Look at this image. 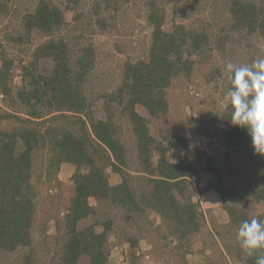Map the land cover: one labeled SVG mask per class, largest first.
I'll list each match as a JSON object with an SVG mask.
<instances>
[{
    "label": "trees",
    "instance_id": "obj_1",
    "mask_svg": "<svg viewBox=\"0 0 264 264\" xmlns=\"http://www.w3.org/2000/svg\"><path fill=\"white\" fill-rule=\"evenodd\" d=\"M121 1L125 0H94L89 8H84L79 7L81 0H69L62 8L51 0H38L34 9L23 16L25 35L9 37L17 43H22L23 36L32 32H41L49 38L37 45L31 66L23 67V80L27 77L29 80L18 88L16 95L12 94L9 84L12 61L1 56L0 95L8 98L7 102L15 110L0 113V260L6 252L28 248L30 252L22 264H41L33 237L37 206L34 161L39 153L48 156L49 166L56 171L64 163L75 166L74 195L64 217L56 220L57 242L61 235L63 243L60 249L50 251L51 255L47 253V264H79L86 259L90 264L108 263L106 245L113 221L101 220L99 208L91 199L100 205L126 210V221L134 218L130 212L144 215L147 209L152 210L162 217L168 231L181 244L189 243L191 236L200 231L202 219L191 200L188 184L191 185L190 178L201 170L212 175L210 184L218 193L231 224L235 225L236 233L244 220L250 221L254 216L264 218V156L254 153L246 132L227 120L230 110L223 111L220 118L226 126L221 131L205 130L204 136L212 141L219 137V142L228 149L251 148L254 155L248 159L251 169H245L244 176H237L233 182L227 181L226 172L205 150L191 147L182 136H167L166 141L170 147L181 148L187 156L179 161L169 160L164 144L150 133L147 117L137 110L140 105L152 117L166 113V93L173 78L191 79L196 64L193 56L204 58L214 47L206 24L194 27L173 20L172 30L165 27L167 5H172L177 15L179 6L200 7V0H144L147 24L152 28L146 55L135 61L130 58L124 61L121 80L115 89L96 93V97L87 94L91 72L98 65L97 51L92 44H84L78 47L81 53L72 63L71 48L73 44L78 46L83 36L70 34L73 28L65 20L64 9H75L73 20L77 26L74 27L96 24L106 29L111 24L105 19L103 5L121 10L120 4L125 3ZM229 13L231 25L217 34L216 42L223 40L224 43L230 35L243 29L249 36L254 32L264 36V0L259 6L249 0H230ZM63 29L67 31L64 36L59 33ZM42 60L52 61L53 70L48 75L36 73L37 64ZM220 75L221 70H214L209 81ZM230 83L231 80L226 92ZM99 99H103L101 108H97ZM100 111L103 116H97ZM121 120L129 125L128 133L134 139L138 166L131 170H136V174L128 170L131 150L124 140ZM5 121L11 124L4 127ZM155 154L158 157L154 163ZM189 154H195L202 162L201 169ZM110 171L116 172L121 180L112 184ZM138 180L142 184L136 189ZM247 198L260 202L263 209L252 215L249 209L239 207L238 203ZM89 219V225L80 227V223ZM99 225L102 231L96 230ZM40 232L46 239L45 229ZM127 239L131 247L138 243L136 236ZM43 247L47 245L42 243ZM238 256V261L254 264L255 257H248L240 247Z\"/></svg>",
    "mask_w": 264,
    "mask_h": 264
},
{
    "label": "rangeland",
    "instance_id": "obj_2",
    "mask_svg": "<svg viewBox=\"0 0 264 264\" xmlns=\"http://www.w3.org/2000/svg\"><path fill=\"white\" fill-rule=\"evenodd\" d=\"M37 1L0 0V64L1 56L12 61V76L9 84L13 95H16L18 88L29 80V77L23 80V67L31 66V61L35 59L37 45L49 38L41 32H32L29 36H23L22 43L9 40L10 36L25 35L23 16L34 9ZM93 1L81 0L79 7L89 8ZM249 1L255 2L258 6L261 3V0ZM51 2L65 8L69 0H51ZM121 2L119 3L121 10L103 5L106 8L103 13L106 16L105 19L109 25L111 24L106 29H101L96 24L89 25L87 28L74 27L77 26L73 20L75 9H64L65 20L71 24L70 28H73L70 34L83 36L79 38L78 46L75 44L72 48L70 46L74 51L71 58L72 63L81 53L78 47L84 44H92L97 51L98 65L91 72V81L87 89L90 97H96V93L101 94L115 89L121 80L124 61L129 58L135 61L145 56L151 42L152 28L147 24L144 0ZM3 3L4 7H1ZM199 3L200 7L195 4L190 7L179 6L177 15L174 14L172 5H167L168 15L165 27L172 30L173 20L194 27L206 24L214 47L209 49L204 58L198 55L193 56L196 64L191 79L183 76L173 78L171 85L167 88L168 110L166 113L159 117H152L140 105L137 106V110L147 117L150 133L164 144L169 160L179 161L187 156L181 148L170 147L166 141L167 136L172 138L182 136L191 147L205 150L223 172H226L227 181L233 182L237 180V176L240 178L244 176L245 169H251L248 165L249 157L254 156L251 148L228 149L221 141L219 142V137L212 141L210 137L204 136V131H221L223 126H226L220 119L224 111L220 105L229 103L225 99L226 86L230 80L227 65H251L253 61L263 58L264 36L259 32H254L249 36L247 30L243 29L230 35L224 43L223 40L216 42L217 34L231 25L230 0H200ZM59 33L64 36L67 31L63 29ZM51 63L50 60L38 62L36 73L50 74L53 70ZM217 69L221 70V75L209 81V76ZM99 100L97 108L102 106L103 99ZM7 101H9L8 98L1 94L0 113L15 110L14 106ZM101 114L102 111L97 116H103ZM119 122L125 132L124 140L131 150V167L128 170L132 171L131 169L138 166L137 152L133 149L134 139L131 133H128L129 125L124 120ZM10 124L9 121H5L4 127ZM157 157L158 154L153 156L154 163ZM189 157L198 169L202 168V162L195 154H189ZM34 168H36V175L33 177V182L37 191L34 248L38 249L41 264H47L50 251L60 249L63 243L61 235L60 242H57L56 220L64 217L70 199L74 195L72 175L75 166L64 163L56 171L55 168L49 166L48 156L45 153H39L35 155ZM134 171L136 170L132 172L136 174L137 172ZM146 175L144 173V176ZM109 178L112 184L121 180L119 175L113 171H110ZM212 179V175L204 170L190 178L191 185L188 184V190L199 217L202 219V226L200 231L194 233L188 240L189 243L186 244H181L177 236L168 231L162 217L152 210L147 209L144 215L130 212L134 218L126 221V210L106 204L100 205L97 200L91 199L92 204H96L99 208L98 217L104 221H113L106 245L109 251L107 264H245L243 261H238L240 246L236 240L235 225L231 224L218 193L212 188L210 184ZM141 184L142 182L138 180L135 188H139ZM238 204L243 209H249L252 215L263 209L260 202L251 198ZM90 223L91 219L86 220L80 223V227H85ZM43 229L47 233L46 239L40 232ZM96 230L102 231L103 227L99 225ZM129 236L138 237L135 247L130 246L127 239ZM42 243L47 245L48 249L47 247L42 248ZM29 252L28 248L6 252L0 264H22L23 258ZM79 264H90V262L87 259L86 261L80 260Z\"/></svg>",
    "mask_w": 264,
    "mask_h": 264
},
{
    "label": "clouds",
    "instance_id": "obj_3",
    "mask_svg": "<svg viewBox=\"0 0 264 264\" xmlns=\"http://www.w3.org/2000/svg\"><path fill=\"white\" fill-rule=\"evenodd\" d=\"M227 68L231 83L225 99L229 103L220 106L225 112L230 110V124L250 137L254 153L264 156V58ZM236 240L248 257H255L254 264H264V218L244 220Z\"/></svg>",
    "mask_w": 264,
    "mask_h": 264
}]
</instances>
